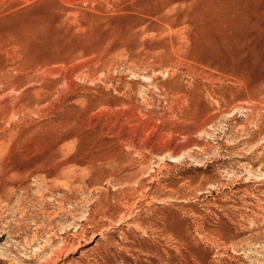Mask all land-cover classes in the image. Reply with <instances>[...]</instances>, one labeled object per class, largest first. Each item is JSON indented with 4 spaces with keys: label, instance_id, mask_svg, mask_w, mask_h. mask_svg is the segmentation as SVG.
Masks as SVG:
<instances>
[{
    "label": "rangeland",
    "instance_id": "374dc122",
    "mask_svg": "<svg viewBox=\"0 0 264 264\" xmlns=\"http://www.w3.org/2000/svg\"><path fill=\"white\" fill-rule=\"evenodd\" d=\"M0 264H264V0H0Z\"/></svg>",
    "mask_w": 264,
    "mask_h": 264
}]
</instances>
